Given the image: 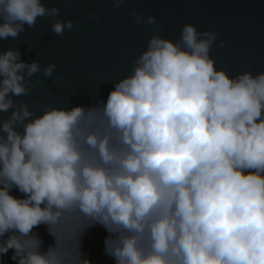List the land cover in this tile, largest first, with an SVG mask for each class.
Segmentation results:
<instances>
[{
	"label": "clouds",
	"instance_id": "9594fccd",
	"mask_svg": "<svg viewBox=\"0 0 264 264\" xmlns=\"http://www.w3.org/2000/svg\"><path fill=\"white\" fill-rule=\"evenodd\" d=\"M110 6L151 35L87 105L28 99L56 63L0 49V264H93L97 225L113 264H264V70L218 66L210 20L171 38L128 0ZM39 19L75 27L52 0H0V40Z\"/></svg>",
	"mask_w": 264,
	"mask_h": 264
},
{
	"label": "water",
	"instance_id": "95a60500",
	"mask_svg": "<svg viewBox=\"0 0 264 264\" xmlns=\"http://www.w3.org/2000/svg\"><path fill=\"white\" fill-rule=\"evenodd\" d=\"M52 2L60 7L63 19L75 22L71 32L66 31L63 37L55 36L50 22L39 19L35 28L28 29L18 39L0 40V49L19 47L25 61L38 58L42 65L56 63L53 79L40 74L34 77L39 83L33 97L28 99L41 104H61L75 93L69 98L70 103L87 105L90 102L87 89L124 72L151 35L150 26L136 25L128 8L113 10L110 0H75L68 8L62 0ZM128 4L144 15L155 16L163 34L171 38L179 34L185 22L205 28L210 20V26L218 33L217 43L220 39L225 41L223 48L217 47L212 52L218 66L226 64L235 72L250 64L253 71L264 70V0H128ZM93 10L100 14L99 20L89 17ZM109 87L100 86L101 96L107 95ZM38 231L46 243L51 241L43 226ZM105 235V230L97 225L83 237V251L93 264H113L103 251ZM4 264L13 262L6 256Z\"/></svg>",
	"mask_w": 264,
	"mask_h": 264
}]
</instances>
